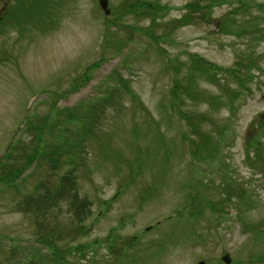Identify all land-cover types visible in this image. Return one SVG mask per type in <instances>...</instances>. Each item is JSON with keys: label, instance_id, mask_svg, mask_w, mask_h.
<instances>
[{"label": "rangeland", "instance_id": "374dc122", "mask_svg": "<svg viewBox=\"0 0 264 264\" xmlns=\"http://www.w3.org/2000/svg\"><path fill=\"white\" fill-rule=\"evenodd\" d=\"M109 1L112 13L105 15L96 0H44L38 10H45L50 16L27 18L26 30L13 23L5 27L7 20L0 24V159L13 133L14 143L22 140L17 150L20 155L23 147L28 145L27 150L35 143L32 131L26 130L35 127L28 128V122L23 124L27 109L36 106L29 115L37 113L32 125H38L52 110L57 97L50 94L39 104L47 97L37 95L39 91L64 92L80 80L78 77L88 65L104 60L94 70V80L59 99V105L73 106L91 96L97 84L101 86L98 90H109L110 99L114 96L96 117L88 135L75 136L78 125H70L73 129L68 135L73 140L68 145L73 147L78 142V148L72 151L82 155L77 162L84 160L73 171L75 184L63 195H54V189L62 186H58L59 175L67 171L63 165L58 169L44 165L19 184L17 191H0V235L19 237L25 244V239L44 238L47 232L59 247L81 246L79 254L70 259L82 264L91 259L97 264H199V260L224 264L221 258L226 253L231 255L232 264H259L260 254L264 255V161L262 156L256 163L247 159L245 146L249 145L248 137L254 135V130H249L251 125L264 119V11L259 6L264 0H220L209 20L198 12L194 22L177 27L174 19L186 12L185 5L199 0H148L168 7L156 27L151 17L137 21L133 14H125L133 0ZM17 2L0 0V14ZM52 2L55 3L49 8ZM49 17L52 20H47ZM229 17L230 32H226L221 26ZM151 24L157 32L170 30L173 38L156 45L152 38L139 32L141 52L126 59L119 55L107 59L128 40L134 31L130 26ZM247 29L253 37H243L242 31ZM135 43L130 48L139 49ZM165 50L172 56L180 53L176 58L177 62L180 59L179 70L173 69L174 64L165 63ZM197 55L223 67L247 62L250 55L263 68L255 72L249 92H242L243 87L235 79L224 76L228 72L218 71L214 81L195 78L188 97L184 89ZM115 68L117 72L109 78L110 83H99ZM177 83L180 97H172L178 108L170 104L171 88ZM229 95L236 100L233 107L228 103ZM214 98L223 101L219 99V104ZM65 117L58 114L57 120ZM187 117L194 121L202 117L201 129L195 132L188 127ZM222 125L228 126L227 140L223 136L222 143L224 158L213 162L198 160L194 143L201 145L208 133L216 139ZM58 129L45 136V141L50 142L46 141L47 147H55L53 135ZM183 130L193 143L182 137ZM131 165H140L144 173L132 172L128 179L123 178ZM136 177L137 181L129 187ZM38 182L43 183L39 193L49 199L35 207H25V194H30ZM200 182L212 187L197 186ZM123 187V194L98 217L100 208L105 211L102 202ZM197 187L206 194L192 191ZM230 187L236 191L232 196L225 191ZM242 189L249 192L252 205L241 197ZM225 195L222 215L204 209L196 213L193 222L182 217L167 218L157 230L144 234L149 222L180 208L194 209L202 199L206 204L210 198L220 201ZM79 208L80 213L84 209L93 214L90 222L95 219L93 228L81 229L82 233L78 232ZM227 211L230 214L224 218ZM121 220L122 227L117 229ZM202 230L209 232L203 239L192 236L194 231ZM132 238L137 241L129 248L126 245ZM0 242L3 258L11 245L5 239ZM87 244L90 246L84 250L83 245ZM110 246L113 250L119 248V253L111 251Z\"/></svg>", "mask_w": 264, "mask_h": 264}, {"label": "trees", "instance_id": "16d2710c", "mask_svg": "<svg viewBox=\"0 0 264 264\" xmlns=\"http://www.w3.org/2000/svg\"><path fill=\"white\" fill-rule=\"evenodd\" d=\"M218 3H219V0H216V2L215 0H210V1L199 0V1H194V3H190L188 6H186V8L189 9L187 10L188 12L185 15H183L179 21L174 20L175 22L177 21L174 27L185 26V25H188L194 22L195 18L198 17L197 16L198 12L201 13L202 18L205 17L209 19L208 16L211 17L212 7L214 5H217ZM164 9H167V7H163L160 5L152 6L148 4V2L146 1L137 0V1H131L128 9L125 11V14L135 13L136 16L143 18V17H149V15L158 16L159 12L164 11ZM154 22L156 21H153V23ZM163 36L166 38L172 37L171 31L170 30H168V32L164 31ZM174 65L173 67L175 69H178V67ZM208 66L210 67L205 68L204 66H201V67H204V69H207L206 71H204L205 73L208 72V70H210L212 67L216 68V66H213V65H208ZM254 67H256V64L254 62L247 65L246 66L247 69L246 68L241 69L239 67V69H241L240 70L241 77L237 75V73H234L233 76L238 78V82L241 83V85L244 83H247V81L250 80V78L254 76L253 75ZM194 69L201 71V68H198L196 66L194 67ZM194 82H195V78H190L187 81L186 88L184 89V91L188 97H191L190 85L193 84ZM178 88H180V86L177 83V85L173 87L170 92V97H171L170 104L176 108H178V105L176 104V101L173 99L172 95H174L175 97L179 96ZM193 89H195V86H193ZM113 99H114L113 95H111V99H110V95L107 94L102 99H98L93 102L91 101V102L85 103L86 105L80 103L76 107L71 108V109H61L60 111L63 113V115H66V117L62 119L61 121H58L56 119L54 123L52 124V127L50 125V118H48L47 116L45 120L42 122V124L35 126L40 131L39 134L36 136L37 142L33 143V145L27 150L26 148L28 147H23V153L21 155L18 153L19 151H17L19 150V147H16L15 152L11 153L9 157L4 162L1 163L0 183H13V184H7L6 186H11L14 191H17L19 187H18V184H16L15 182L17 178L20 177L21 173L25 171L26 168L31 166L34 162H35L34 170L38 167L41 168L44 164L45 166L50 165L52 168H57L58 166H56L55 164L63 163L61 162V157H64L66 164L70 166L69 172L65 174L64 177H72L73 167L75 169L76 165L78 163L80 164V162L83 163L82 160L84 159L77 162V157L81 158L82 155L80 153H76L72 151L78 148V142L74 144L73 147L68 145L73 140L68 135V132H70L73 129L70 127V125H73V124L78 125L79 131L75 130V132L78 133V134H75V136L80 138L83 135H88L89 134L88 131L92 129L93 122L96 119V117L99 116V113H101L104 107L111 104V101ZM219 99L214 98L216 102L221 104L220 100L221 101L223 100L222 99L219 100ZM231 99L232 98L230 97L228 100L229 104L233 103ZM133 101H135V99H133ZM199 119L202 120V117ZM199 119L194 121L191 117H187V126L192 128L195 132L199 131L201 129L200 128L201 120ZM64 121H66L68 125L65 124ZM52 128H55V129L59 128L58 132H61L62 129L64 130L62 131L61 134L57 133L53 135L55 147L53 148L50 146L51 149L47 150V147L42 148L43 146L42 142L45 141L44 139L45 134L50 133L47 131V129L53 130ZM227 128L228 126H223V125L218 127L219 131H218V135L216 139L214 138L213 135L209 133L204 134V139L201 145H197L194 143L195 145L194 148L196 147L194 155H197V154L199 155L200 152H203L205 150H208L209 155H213L215 152L219 151V145L221 144V140L223 138L222 136L224 134L225 129ZM133 132L135 131L133 130ZM182 137L184 139H189L191 143L194 142L189 138L188 135L185 134V130L182 131ZM249 141L251 145L250 152L254 151L253 154L257 155L256 159H259L260 156L264 158V144L259 141L258 136L256 135L255 137L251 138ZM47 151L50 153H48ZM16 154H17V158L14 159ZM43 159L46 162H44ZM250 160H254V159L251 157ZM253 162H255V160ZM63 180L61 181L62 186L59 189H54L55 197L63 195L67 189L71 188V186L75 184L74 177L71 178V181L69 183L65 182V179ZM25 181L26 180L24 179L23 182ZM19 184H21V182H19ZM42 187H43V183L39 182L35 185L33 191L30 194L29 193L25 194V198H24L25 207L31 208L33 207V205L35 207V205L38 204V202H46L45 200L49 199L46 194L39 193ZM28 208H25V209H28ZM78 212H79L77 213L78 220L80 222V225L82 226V227L80 226L79 231L81 229L85 230V225H83V222L85 221L86 218L89 217L88 213L90 212H86V210L83 209L81 210V213H80V208L78 209ZM48 235L49 233L46 232V235L44 238H38V239L36 238V241L40 245L48 247V251H50V253L43 252L41 251L40 248L35 247L32 244L31 239H25L26 240L25 244H22L24 240H21L19 237H14L12 235H6V236L0 235V240L5 239L11 245V246L9 245L10 246L9 250L5 251L6 256H4L3 258H0V264H47L49 262L50 264H82L81 262H77V261H74L73 259H70L72 255L79 254L81 246L72 247V246H69L70 244H66L64 246L59 247L55 239L50 240L49 239L50 237ZM111 247L112 246H110V249H112ZM111 251L115 253L117 252L119 253V248L115 250L112 249ZM84 255H86V253H84ZM259 258L264 259V255L261 254ZM84 260L85 259H83V261ZM85 264H97V263L95 262L94 259H91L89 262Z\"/></svg>", "mask_w": 264, "mask_h": 264}, {"label": "water", "instance_id": "95a60500", "mask_svg": "<svg viewBox=\"0 0 264 264\" xmlns=\"http://www.w3.org/2000/svg\"><path fill=\"white\" fill-rule=\"evenodd\" d=\"M106 3H107L106 0H102V5H103V6H105ZM226 258H227V257H226ZM228 261H229V259H228Z\"/></svg>", "mask_w": 264, "mask_h": 264}]
</instances>
